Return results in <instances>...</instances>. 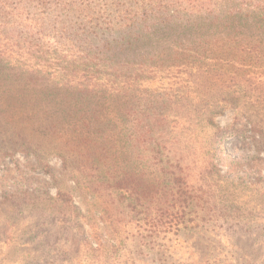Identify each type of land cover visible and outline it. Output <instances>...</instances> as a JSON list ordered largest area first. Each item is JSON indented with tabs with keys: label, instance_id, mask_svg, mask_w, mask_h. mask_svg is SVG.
<instances>
[{
	"label": "trees",
	"instance_id": "1",
	"mask_svg": "<svg viewBox=\"0 0 264 264\" xmlns=\"http://www.w3.org/2000/svg\"><path fill=\"white\" fill-rule=\"evenodd\" d=\"M203 69L224 78L222 93L229 84L235 91H184L191 70ZM165 81L167 90L153 95ZM203 99L232 110L230 128L214 122L216 111L192 107ZM9 100L22 121L1 159L32 156L49 174L42 138L98 196L115 180L120 197L140 203L147 189L126 166L135 160L155 161L179 193L186 176L174 135L189 130L192 114L206 112L205 125L222 138L264 145V0H0V107ZM40 102L58 106L56 120L36 115ZM64 120L81 135L68 136Z\"/></svg>",
	"mask_w": 264,
	"mask_h": 264
},
{
	"label": "rangeland",
	"instance_id": "2",
	"mask_svg": "<svg viewBox=\"0 0 264 264\" xmlns=\"http://www.w3.org/2000/svg\"><path fill=\"white\" fill-rule=\"evenodd\" d=\"M191 71L184 91L209 87L218 97L235 91L229 84L222 93L219 74ZM167 83L153 95L165 92ZM197 106L216 111L214 122L230 128L231 109L219 112L221 104L209 109L204 99L192 107ZM14 107L11 101L0 107V147H13V131L22 121ZM34 111L45 122L61 113L50 102H40ZM206 115L192 114L189 130L179 127L174 135L184 153L185 190L175 193V181L153 160L148 166L138 160L126 164L148 193L132 206L130 198L118 195L115 180L108 195L93 193L85 175L73 166L64 170L42 138L40 155L49 174L32 156L0 158V264H264V145L235 135L222 138L205 125ZM67 121V135L80 136L81 130L69 127L74 120Z\"/></svg>",
	"mask_w": 264,
	"mask_h": 264
}]
</instances>
